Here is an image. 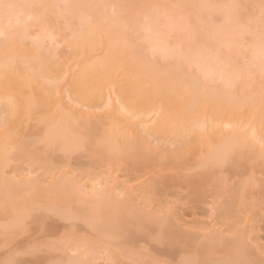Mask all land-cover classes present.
<instances>
[{"label":"bare ground","instance_id":"obj_1","mask_svg":"<svg viewBox=\"0 0 264 264\" xmlns=\"http://www.w3.org/2000/svg\"><path fill=\"white\" fill-rule=\"evenodd\" d=\"M42 1L0 0L2 5H12L0 7V234L15 233L30 213L44 208L64 220L88 222L102 237L105 249L111 240H118L113 264H119V256L126 251L135 253L128 245L139 237H149L169 252L181 251V264H264L263 255L249 251L244 242L256 235L254 227H238V214L257 205L254 198L243 196L244 188L238 195L233 193L218 212L223 223L235 229L231 238L217 229L201 232L207 228L197 211H192L190 221L196 232L184 230L178 212L159 198L156 178L138 193L129 191L131 181L147 169L182 166L191 159L203 170L226 160L241 167L264 166V82L256 83L252 92L244 90L246 71L237 57L242 32L232 27L235 21L247 24L239 6L251 0H230L224 9L219 7L225 24H211L210 45L200 41L196 23L197 17L219 9L210 8V0H183L189 4L184 19L193 18L192 24L185 20L180 24L179 14L169 6L172 0H147L160 9L148 13L144 21L136 14L130 17L139 35L135 40L126 37L116 19L104 22L109 15L103 10L104 0L105 4L97 2L98 9L91 8L93 0H71L69 15L79 20L69 41L72 59L84 56L73 63L57 60L58 33L44 28L46 18H42L40 36L31 45L26 41L27 20L56 14L58 0H51L46 11L40 12L36 5ZM126 2L134 5L137 0ZM258 3L259 21H264V1ZM9 16L14 29L7 33ZM256 22L247 47L252 64L264 69V37ZM45 38L52 46L43 47ZM139 41L148 43L153 54L162 58L178 54L179 59L164 64L147 60L140 54ZM96 49L103 52L94 58L89 54ZM190 63L210 80H220L223 87L240 84L243 92L232 94L225 88L201 85L200 78L188 71ZM35 113L43 126L33 133L37 139L14 136L15 129ZM104 119L108 126L100 129ZM79 146L91 150L94 164H113L116 169L104 176L82 171L80 176L63 172L55 178L57 164ZM10 162L23 166L10 168L12 178L4 175ZM121 165L128 173L138 174L136 179L114 175ZM38 168L44 170L42 177L34 174ZM258 184L264 189V181ZM188 188L187 194L192 195L197 184ZM135 198L141 200L135 203ZM148 205L157 209H145ZM16 262L15 255H10L2 264ZM139 262L147 264L143 259Z\"/></svg>","mask_w":264,"mask_h":264},{"label":"rangeland","instance_id":"obj_2","mask_svg":"<svg viewBox=\"0 0 264 264\" xmlns=\"http://www.w3.org/2000/svg\"><path fill=\"white\" fill-rule=\"evenodd\" d=\"M50 1L51 0H43L36 5V7L41 10L40 12H43V10H45L50 4ZM104 1L101 0L102 4H105L106 6L103 10L107 15L109 14L107 16L108 19L106 18L107 20H104V22L108 23L112 18L116 19L118 25L120 24L123 28L124 31H122L124 33L126 32V37H129L131 40L137 39L136 37L138 33L134 30L135 25L133 26L130 24V17L136 16L144 21L145 18L148 19L146 15H148V13L150 14V12L153 13L156 9L155 5H150L151 3L147 0H137L134 5H128L126 0ZM254 1L256 3H251ZM254 1L251 0V2L239 6L241 13L248 18L245 19L247 20V24L242 25L236 21L233 22L235 25L232 24V27L235 30L242 32L238 43L240 53L237 57L240 60L241 66L246 71L244 90L248 92L253 91L256 83L264 82V69H259L255 64H252L251 53L247 47L249 40L253 36L251 30L252 26H255L253 25L255 24V19H258L256 26H258L264 37V21H259L260 16L258 14V9L256 8L258 5L259 7L261 5L258 3V0ZM261 1L264 0H260V3ZM97 2L99 3L100 0H93L91 8L98 9L99 6ZM71 3V0H58L56 1L57 6L54 8L56 14L48 13L49 15H46L47 13H45V16H33L27 20L28 36L26 37V41L31 45L32 42L36 40L35 38H38L40 33H42L40 28L43 24L42 20L45 18L48 19L43 20L44 22L47 21L44 25L47 24L48 27H44V25L43 27L46 29L50 28V32L58 33V36L56 37L58 42L54 47L59 62L70 59L69 63H73L80 60L81 57H84L79 55L72 59L73 54L69 46V41L73 38V31L78 27L79 20L77 17L75 18L74 16L72 17L69 15V5H71ZM229 3H231L230 0H210L208 5L210 8L222 7L224 9ZM135 5L137 7H135ZM187 5L189 4L183 0H172L169 4L172 13L179 14V20L181 21L180 24H183V22L186 21H190V24H192L194 21L193 18L184 19L188 11L186 7ZM132 8L134 9V12L132 11ZM136 8L139 9L136 10ZM220 8L212 12L209 16L201 15L200 17H197L196 23L198 25V33H200V41L205 45H210L213 39L209 28L211 24L220 26L224 22V16L222 17L223 10ZM157 9H160V6L159 8L157 7ZM129 10L133 12L132 14H130V12V15L128 14ZM0 11L2 10L0 9ZM12 18L13 17H10L9 24L7 23L8 26L5 29L7 33L14 29L13 26H9L12 24ZM182 20L185 21L182 22ZM253 20L254 22L252 23ZM104 22L103 25L105 24ZM161 25L162 24H159V27L164 28ZM183 31H185V29L181 28V30H179L181 33ZM170 35H173V32ZM0 38L2 37L0 36ZM144 42H140V54L147 60H155L164 64L173 63L179 59L178 54L171 55L168 58H162V56L156 53L153 54L151 53L152 49H150L149 44ZM42 45L43 47L52 46L48 38L44 39ZM102 52V49H96L90 52L89 55L95 58L101 55ZM187 68L190 73L198 76L201 85H205L207 88H225L232 94H241L243 92L240 84H235L231 87H223L221 86L220 80H210L209 77L203 76V73L200 72L199 68L194 63L188 64ZM122 77L123 76H118V79ZM62 82L66 83V80L64 79ZM95 111L102 112V109H95ZM38 116V113L33 114L31 118L16 128L14 136H24L26 139L36 140L37 136L33 135V133L36 132V129L43 128V126L38 123ZM151 116L152 115L148 117L149 120ZM226 119L227 118H224L222 120ZM137 120L138 119L135 121ZM108 122V119H104L100 129L106 128ZM246 130H248V127L245 128V131ZM85 142L87 143V140H85ZM93 158L94 156L88 147L79 146L68 157L64 158L57 164V168L54 170L55 178L60 177L63 172L68 173L69 176H80L82 171L91 172L97 175L103 174L104 176L107 172L116 169L113 164H106L103 162L94 164ZM11 167L17 169L23 168V166L17 162H10V165L4 168L5 177L12 178L13 173L11 172ZM118 169L119 170L113 174L122 180H125L126 178L134 180L138 175L133 172L128 173L125 170L124 165H121ZM125 173H128L127 176H124ZM34 174L42 177L44 174L43 168H38ZM140 175H142L141 178L131 181L132 188L129 189V191L131 190L138 193L142 185H145L152 179L156 178L158 180L159 188H157V191L159 198L169 201L170 203L168 205L172 207L173 212H178L180 223H182V228L184 230L196 232L195 229H191L190 221L192 220V211H197L198 217L205 221L204 225L207 228L201 232L209 234L217 229L218 231H223V233L229 238L235 235V229L233 230L228 224L223 223L224 221L219 218L218 212L222 206L227 205V202L233 193L238 195L241 189L244 188L245 190L242 192L243 196L254 198L257 205L248 207L238 214V227L243 229L249 226L254 227L253 231L256 232V235L244 238V242L249 251L253 252L260 258L263 255L262 259H264V189L258 184V182L264 181L263 165L248 163L241 167L226 160L215 163L211 168L203 170L196 165V162L193 159H191L187 164L182 166L147 169ZM165 184H167V186ZM192 184H197L196 192L192 195H188V187ZM182 197L184 199L178 200L175 203L171 202ZM140 200L141 199L135 198L134 202L136 203ZM145 209L153 211L156 210L157 207L155 205H148ZM2 223L3 219H0V225ZM117 241L118 240L114 239L111 240V244L105 249L102 246V237L99 236V234L92 229L85 220L79 218L64 220L54 212L40 208L33 213H30L24 219L23 223L17 227L15 233L10 235L0 234V264L5 262L10 255H15L17 259L16 264H68L74 260H80L85 264H113L112 254L116 251L114 245ZM256 245H259V247ZM128 247H132V249L135 250V253L129 254L127 251L123 253L119 256V264H140L139 259H143L147 264H181L183 256L181 251L169 252L163 244L157 243L149 237H139L132 241ZM216 257L220 258L221 255L219 254Z\"/></svg>","mask_w":264,"mask_h":264},{"label":"snow or ice","instance_id":"obj_3","mask_svg":"<svg viewBox=\"0 0 264 264\" xmlns=\"http://www.w3.org/2000/svg\"><path fill=\"white\" fill-rule=\"evenodd\" d=\"M0 7H7V8H11V7H12V5H2V4H0Z\"/></svg>","mask_w":264,"mask_h":264}]
</instances>
